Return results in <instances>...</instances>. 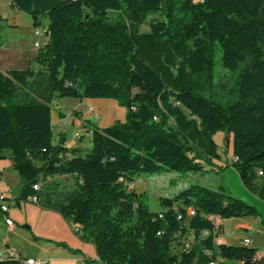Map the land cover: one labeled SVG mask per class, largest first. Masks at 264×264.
I'll return each instance as SVG.
<instances>
[{"label": "trees", "instance_id": "1", "mask_svg": "<svg viewBox=\"0 0 264 264\" xmlns=\"http://www.w3.org/2000/svg\"><path fill=\"white\" fill-rule=\"evenodd\" d=\"M9 5L35 29L47 21V41L32 60L36 69L0 71V161H11L20 179L16 206L35 197L58 213L92 243L98 264H258L249 245L216 242L210 217L264 224L256 208L222 184L189 185L161 198L156 212L129 185L139 174L207 172L220 159L213 136L221 132L229 138L228 166L264 203V0ZM154 14L163 18L141 31ZM217 51L221 67L236 73L232 100L204 96L218 87ZM63 98L114 100L124 120L104 128L90 122V148H67L62 138L56 142L51 121L53 103ZM54 176L75 180L64 201L48 183ZM189 233L191 248L173 252L172 244ZM25 260L0 257V264Z\"/></svg>", "mask_w": 264, "mask_h": 264}, {"label": "rangeland", "instance_id": "2", "mask_svg": "<svg viewBox=\"0 0 264 264\" xmlns=\"http://www.w3.org/2000/svg\"><path fill=\"white\" fill-rule=\"evenodd\" d=\"M162 18L160 14L150 16L140 30L147 31L150 21H159ZM46 24L47 21L43 19L39 27L41 35L36 36L34 34L36 29L27 15L11 9L9 0H0V71L21 70L27 67L36 69L32 62L33 59L30 58L47 41L43 33ZM35 43L38 46H34ZM214 62V82L218 87L211 94H205L204 96L218 101L234 99V96L230 94V90L234 88L236 73H231L221 67L218 51L215 54ZM78 101L71 98H63L58 101L61 112L68 117L65 121L67 125L70 121H80L79 126L76 127L72 123L61 132L66 136L67 141H71L72 144H81L87 147L89 137L82 128L85 123L81 121L83 115L81 112L72 111ZM99 101L109 102L114 100L99 99ZM82 108L85 111L87 106H82ZM119 108V111L123 110L120 116L123 121L125 109ZM55 112L56 106L53 104V122L56 119L54 117ZM109 113L110 110L108 109L105 113L103 112V122ZM92 123L97 125L98 121L93 120ZM53 131L54 134L59 132L56 127L53 128ZM213 140L217 145V152L221 159L224 160L227 155H231L230 146L228 147L225 144L226 138L223 133H216ZM90 145L88 148H90ZM73 146L68 144L67 148H73ZM0 172L3 173L0 186L6 191L10 205L8 215L0 216V257L31 258L44 264H98L92 243L80 239L74 233L75 227L69 225L58 213L41 208L29 201L21 202L20 207L16 206L15 198H18L19 195L20 179L13 170L11 161L1 160ZM48 183L55 184V192L60 201H64L71 192L76 190L73 177L54 176L48 178ZM195 184L215 189L219 184H223V175L217 173L215 168H209L207 172H198L189 176L167 171L155 174H139L135 177L133 185H129V191L134 189L137 194L142 195L148 209L156 212L160 209L159 200L161 198H171L189 185ZM6 217L13 222L10 229H7L4 224ZM232 220L235 219L223 220L221 226H219L218 236L230 239L236 235ZM187 222L188 220L186 224ZM186 239L191 241L192 234L189 233Z\"/></svg>", "mask_w": 264, "mask_h": 264}, {"label": "crops", "instance_id": "3", "mask_svg": "<svg viewBox=\"0 0 264 264\" xmlns=\"http://www.w3.org/2000/svg\"><path fill=\"white\" fill-rule=\"evenodd\" d=\"M35 54L31 55L30 59H33L35 57ZM26 69V68H25ZM59 100L55 101L53 104L56 106V112H55V121H52V113L53 109L51 112V121H52V130L54 127L57 128L59 131L57 134H53L55 136L56 142H59L60 139L62 138L63 144L65 147L67 145H74L73 148H80L83 150L89 149L90 145V135H88V128H89V123L93 121V119L86 113V110L82 108V106H87L91 107L94 109L95 113L98 115L99 119L97 126L99 128H104L107 127L111 124H113L116 121L122 122V119L120 116L122 115L123 110L119 111V106L116 102L114 101H109V102H100L99 99H84L81 101H78L72 111L76 112H81L82 113V118L81 121H84L85 123L83 124L82 128L83 131L86 133V135L89 137V143L87 147H84L81 144H72L71 141H67L66 136L61 132L62 130H65L69 125L74 126H79L80 121L76 120V122L70 121L69 124L65 122L66 119L68 118L64 113L61 112V106L58 102ZM106 109L110 110V113L108 114V117L104 118V122L102 121V115L103 112H106ZM114 112H112V111ZM96 125V124H95ZM223 135H225L223 133ZM226 138V135H225ZM88 139V138H87ZM229 141V138H228ZM227 142L225 144L227 145ZM228 146V145H227ZM229 147V146H228ZM219 154V153H218ZM232 155H227L226 158L223 160L220 159L218 161H215L213 163V168L216 169L217 173H221L223 175V186L227 189V191L234 197L246 202L247 204L253 206L256 208V210L260 214L261 220L264 221V203L260 201L255 195L249 193L241 184L239 177L237 173L234 171L233 168L228 166V162L230 161V158ZM3 178V173L0 172V179ZM233 183V184H232ZM1 188V186H0ZM2 192L8 199V196L6 194V191L1 188ZM17 198H15L16 200ZM234 223V233L236 234L234 237H231L230 239H227L225 237L219 236V240L221 241L222 244L225 245H240L241 241L243 239H249L250 244L249 246L257 250V256L259 258L258 264H264V224H262L258 219H253V218H245V219H236L232 220ZM223 220L220 218H216V224L221 226ZM78 261V260H77ZM98 262V259H97Z\"/></svg>", "mask_w": 264, "mask_h": 264}, {"label": "built area", "instance_id": "4", "mask_svg": "<svg viewBox=\"0 0 264 264\" xmlns=\"http://www.w3.org/2000/svg\"><path fill=\"white\" fill-rule=\"evenodd\" d=\"M34 34L36 36H39V35H41V32L39 31V29H36V31L34 32ZM34 46H38V44L35 43ZM86 113L93 120H98L99 119L98 115L95 113L94 109L91 108V107H87ZM87 133H88V135H90V131H88ZM75 136L77 137V135H75ZM236 160H237L236 158H232V161L233 162L236 161ZM259 175H261V173H259ZM33 189L35 191H37L38 190V185L34 186ZM6 199H7L6 196L4 195V193L2 192V190L0 188V211L3 212V213L8 214L10 205L7 202ZM36 201H37V199L35 197H32V198L29 199V202H32V203H36ZM186 214H187V217L190 218V217L194 216L195 211H194V209L189 208V209L186 210ZM216 218L217 217H210L209 218V220L211 222H213V224H214V231H215V233H216V231H219V225L216 224ZM4 224H5V226H6L7 229H10L13 226V222L8 217H6L4 219ZM218 237L219 236L217 235L216 242L218 244H222ZM241 244L242 245H249L250 244V241H249V239H243L241 241ZM191 245H192V240L189 241L188 239L185 238V239L180 240L177 243H173L172 246H171V248H172L173 252L180 253V252L188 251L191 248ZM25 263L26 264H44L43 262L36 261L34 259H31V258L25 260ZM210 264H214V263H210Z\"/></svg>", "mask_w": 264, "mask_h": 264}, {"label": "water", "instance_id": "5", "mask_svg": "<svg viewBox=\"0 0 264 264\" xmlns=\"http://www.w3.org/2000/svg\"><path fill=\"white\" fill-rule=\"evenodd\" d=\"M228 141V136L226 135V142Z\"/></svg>", "mask_w": 264, "mask_h": 264}]
</instances>
